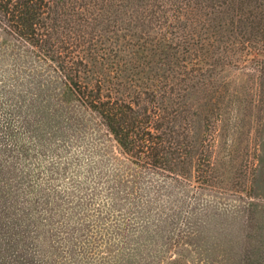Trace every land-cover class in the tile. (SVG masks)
Masks as SVG:
<instances>
[{"label":"trees","instance_id":"obj_1","mask_svg":"<svg viewBox=\"0 0 264 264\" xmlns=\"http://www.w3.org/2000/svg\"><path fill=\"white\" fill-rule=\"evenodd\" d=\"M0 40L15 96L97 134L94 182L140 241L176 229L177 186L211 185L208 107L235 73L264 78V0H0Z\"/></svg>","mask_w":264,"mask_h":264},{"label":"rangeland","instance_id":"obj_2","mask_svg":"<svg viewBox=\"0 0 264 264\" xmlns=\"http://www.w3.org/2000/svg\"><path fill=\"white\" fill-rule=\"evenodd\" d=\"M7 64H0V264H264V78L231 77L222 110L208 107L211 185L177 186L166 204L178 201L176 229L139 241L94 182L103 158L97 134L15 96Z\"/></svg>","mask_w":264,"mask_h":264}]
</instances>
